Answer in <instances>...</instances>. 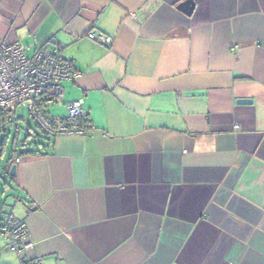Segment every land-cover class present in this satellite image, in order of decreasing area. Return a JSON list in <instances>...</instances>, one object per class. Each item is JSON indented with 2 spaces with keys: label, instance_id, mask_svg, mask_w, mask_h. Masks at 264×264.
I'll use <instances>...</instances> for the list:
<instances>
[{
  "label": "crops",
  "instance_id": "0c3cea01",
  "mask_svg": "<svg viewBox=\"0 0 264 264\" xmlns=\"http://www.w3.org/2000/svg\"><path fill=\"white\" fill-rule=\"evenodd\" d=\"M184 1L0 0V38L81 71L53 115L82 100L91 128L31 118L0 163L33 243L0 234V264H264V0Z\"/></svg>",
  "mask_w": 264,
  "mask_h": 264
},
{
  "label": "built area",
  "instance_id": "2783aa9c",
  "mask_svg": "<svg viewBox=\"0 0 264 264\" xmlns=\"http://www.w3.org/2000/svg\"><path fill=\"white\" fill-rule=\"evenodd\" d=\"M87 36L106 45L112 42V37L102 31H90ZM80 75L81 71L63 57L57 46L43 45L29 55L21 42L0 38V115L24 106L36 125L51 136L88 135L91 128L82 100L66 102L64 116L49 112V106L64 103V82ZM0 234L16 251L33 246L24 241L28 234L26 223L13 213L0 216ZM40 260L35 259L33 264Z\"/></svg>",
  "mask_w": 264,
  "mask_h": 264
},
{
  "label": "rangeland",
  "instance_id": "374dc122",
  "mask_svg": "<svg viewBox=\"0 0 264 264\" xmlns=\"http://www.w3.org/2000/svg\"><path fill=\"white\" fill-rule=\"evenodd\" d=\"M31 52L32 51L29 50L28 54L31 55ZM49 112L51 114L63 113L60 107L56 104L49 106ZM21 116H23V119L20 118L17 120V118ZM2 126V121H0V163H7V160L12 158L16 152L22 153L26 147L28 149L30 148V146H27L26 144V139L28 137L27 133L30 131L29 126L34 128L36 133L41 134V132L36 128L35 124H33V121L24 106H19L16 112H13L9 115L7 123L4 125L6 131L2 130ZM36 133H34V135ZM4 139H6V151L4 156H2V141ZM6 169L7 167H3V169L0 167V216L11 214V207L13 205L10 203V201L6 202L5 198L3 199L5 183L11 182L9 177L10 170L7 169V171H5ZM8 198L10 199L11 196L8 195L6 199Z\"/></svg>",
  "mask_w": 264,
  "mask_h": 264
},
{
  "label": "water",
  "instance_id": "95a60500",
  "mask_svg": "<svg viewBox=\"0 0 264 264\" xmlns=\"http://www.w3.org/2000/svg\"><path fill=\"white\" fill-rule=\"evenodd\" d=\"M180 8L183 9L187 14H191L194 10V0H186L184 3L180 5ZM239 103H251L252 99L242 98L238 100ZM11 173H16V166L13 165L11 169Z\"/></svg>",
  "mask_w": 264,
  "mask_h": 264
},
{
  "label": "trees",
  "instance_id": "16d2710c",
  "mask_svg": "<svg viewBox=\"0 0 264 264\" xmlns=\"http://www.w3.org/2000/svg\"><path fill=\"white\" fill-rule=\"evenodd\" d=\"M9 115H10V114H3V115H0V121H2V124H3V126H2V130H5V131H6L4 125H5V123H7V120H8ZM42 133H43L44 135H48V136H50L49 134H47V133L44 132V131H42ZM39 136H40V135H39ZM29 146H30V145H29ZM34 151H35V150L29 148V149L25 150L24 152H26V153H31V152H34Z\"/></svg>",
  "mask_w": 264,
  "mask_h": 264
}]
</instances>
